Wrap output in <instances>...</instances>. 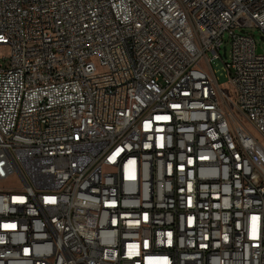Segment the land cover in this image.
<instances>
[{"label": "built area", "instance_id": "built-area-1", "mask_svg": "<svg viewBox=\"0 0 264 264\" xmlns=\"http://www.w3.org/2000/svg\"><path fill=\"white\" fill-rule=\"evenodd\" d=\"M248 27L264 0H0V264H264Z\"/></svg>", "mask_w": 264, "mask_h": 264}, {"label": "rangeland", "instance_id": "rangeland-1", "mask_svg": "<svg viewBox=\"0 0 264 264\" xmlns=\"http://www.w3.org/2000/svg\"><path fill=\"white\" fill-rule=\"evenodd\" d=\"M244 30H245V33L251 34L254 37L257 45L259 47H261L262 52H264V35L260 31V29L256 28V27H248V28H245ZM227 50H229V45L227 46ZM222 54H223V52H222ZM9 56H10V47L5 46V45L0 46V60H3L4 57L9 58ZM4 64H6V62H4ZM223 90L226 93L233 96V94L231 93L232 92L231 88L228 84H223Z\"/></svg>", "mask_w": 264, "mask_h": 264}, {"label": "water", "instance_id": "water-1", "mask_svg": "<svg viewBox=\"0 0 264 264\" xmlns=\"http://www.w3.org/2000/svg\"><path fill=\"white\" fill-rule=\"evenodd\" d=\"M227 50H226V47H224L223 48V57L225 58L226 57V55H227V52H226ZM258 51H260V49H258Z\"/></svg>", "mask_w": 264, "mask_h": 264}]
</instances>
